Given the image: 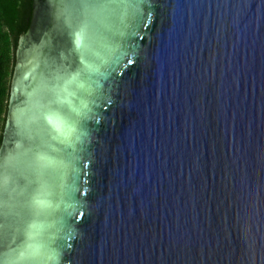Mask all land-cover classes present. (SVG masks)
I'll use <instances>...</instances> for the list:
<instances>
[{"label":"water","instance_id":"1","mask_svg":"<svg viewBox=\"0 0 264 264\" xmlns=\"http://www.w3.org/2000/svg\"><path fill=\"white\" fill-rule=\"evenodd\" d=\"M0 145V264H264V0H34Z\"/></svg>","mask_w":264,"mask_h":264},{"label":"trees","instance_id":"2","mask_svg":"<svg viewBox=\"0 0 264 264\" xmlns=\"http://www.w3.org/2000/svg\"><path fill=\"white\" fill-rule=\"evenodd\" d=\"M34 0H0V145L6 119L16 45L30 28Z\"/></svg>","mask_w":264,"mask_h":264},{"label":"flooded vegetation","instance_id":"3","mask_svg":"<svg viewBox=\"0 0 264 264\" xmlns=\"http://www.w3.org/2000/svg\"><path fill=\"white\" fill-rule=\"evenodd\" d=\"M17 44H18V42H17ZM16 48H17V45H16ZM15 63H16V58H15ZM11 82V81H10Z\"/></svg>","mask_w":264,"mask_h":264}]
</instances>
